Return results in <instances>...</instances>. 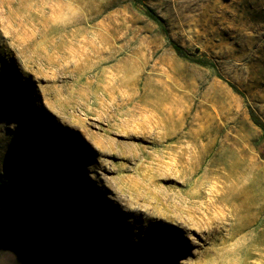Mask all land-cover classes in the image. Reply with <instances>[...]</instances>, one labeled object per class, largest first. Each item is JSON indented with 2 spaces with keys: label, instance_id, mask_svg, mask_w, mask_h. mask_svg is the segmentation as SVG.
<instances>
[{
  "label": "rangeland",
  "instance_id": "rangeland-1",
  "mask_svg": "<svg viewBox=\"0 0 264 264\" xmlns=\"http://www.w3.org/2000/svg\"><path fill=\"white\" fill-rule=\"evenodd\" d=\"M141 3L0 0V264H264V0Z\"/></svg>",
  "mask_w": 264,
  "mask_h": 264
},
{
  "label": "trees",
  "instance_id": "trees-1",
  "mask_svg": "<svg viewBox=\"0 0 264 264\" xmlns=\"http://www.w3.org/2000/svg\"><path fill=\"white\" fill-rule=\"evenodd\" d=\"M132 3L135 6H139L142 8L145 16L152 21L154 24H156L161 30L162 32L167 36V31L164 27V22L162 20L161 17H159L151 8L143 5L141 3V0H131ZM168 42L171 46V48L173 49L174 53L180 57L183 58L185 60H188L189 62L202 66V67H209L212 70H214L217 78H219L220 80L224 81L225 84L231 89V91L233 93H235L236 95L240 96L241 98H244V94L240 91V89L233 83L226 81L223 79V77H221V75H219V73L216 72V68L215 65L203 58H195V57H190L189 55H187L186 51L177 43L173 42L169 37H167ZM249 116H250V120L252 121V123L262 132V134L264 135V122L261 121L255 114L254 112L249 109Z\"/></svg>",
  "mask_w": 264,
  "mask_h": 264
},
{
  "label": "bare ground",
  "instance_id": "bare-ground-1",
  "mask_svg": "<svg viewBox=\"0 0 264 264\" xmlns=\"http://www.w3.org/2000/svg\"><path fill=\"white\" fill-rule=\"evenodd\" d=\"M141 94V93H140ZM112 103V102H111ZM109 104H110V102H109ZM125 104V103H124ZM127 104V103H126ZM114 105V104H113ZM131 105V104H130ZM129 105V106H130ZM116 106V105H115ZM125 106V105H124ZM128 106V107H129ZM113 108V107H112ZM111 108V109H112ZM120 108H121V106H120ZM114 109V108H113ZM116 109H117V107H116ZM123 109V108H122ZM121 110V109H120ZM126 110V109H125ZM127 111V110H126ZM112 112H114V111H112ZM129 112V111H128ZM130 112H134L133 110H131ZM135 113V112H134ZM115 115V114H114ZM137 115V114H136ZM139 115H141V114H139ZM116 116V115H115ZM125 116V115H124ZM131 116V115H130ZM118 117V116H117ZM134 117V116H133ZM128 118V117H127ZM130 118V117H129ZM135 118H137V117H135ZM113 119V118H112ZM126 119V118H125ZM125 119H123V120H125ZM145 119V118H144ZM121 120V119H120ZM114 121V120H113ZM127 122V121H126ZM145 122V121H144ZM148 123H150L149 121H147ZM152 122V121H151ZM154 124V123H153ZM150 126V125H149ZM146 127V126H145ZM151 127V126H150ZM99 128V127H98ZM155 128V127H154ZM153 129V128H152ZM128 138H130V137H128ZM143 141V140H142ZM170 142V141H169ZM171 143V142H170ZM169 144V143H168ZM247 158V157H246ZM151 161V160H150ZM149 161V163H151ZM142 162V161H141ZM146 163V162H145ZM141 164V163H140ZM165 164V163H164ZM138 165V164H137ZM145 165V164H144ZM149 165V164H148ZM154 165V164H153ZM158 165V164H157ZM186 165V164H185ZM140 166H143L142 164L140 165ZM170 166H171V164H170ZM134 168V167H133ZM156 168V167H155ZM165 168V167H164ZM168 168H169V166H168ZM247 168V167H246ZM170 169V168H169ZM176 170H177V167H176ZM181 170V169H180ZM186 170V169H185ZM141 171V170H140ZM161 171V170H160ZM170 171V170H169ZM179 171V170H178ZM138 172V171H137ZM143 172V171H142ZM172 172V171H171ZM182 172V171H181ZM176 173L177 172H175V174H174V176L176 175ZM137 174V173H136ZM186 174V173H185ZM172 175V174H171ZM140 176V175H139ZM136 178H137V176H135ZM183 177H185V175L183 176ZM142 178V177H141ZM173 179V178H172ZM171 179V180H172ZM180 179V178H179ZM184 179V178H183ZM146 180V179H145ZM174 180V179H173ZM148 181H150V180H148ZM180 181H183V180H180ZM141 182V181H140ZM144 182V181H143ZM184 182H185V180H184ZM183 182V183H184ZM142 183V182H141ZM189 183V182H188ZM140 184V183H139ZM150 184V183H149ZM153 184V183H152ZM157 184V183H156ZM160 184V183H159ZM166 184V183H165ZM151 185V184H150ZM160 185H163V184H160ZM186 185V184H185ZM153 186V185H152ZM156 186V185H155ZM165 185H163V187H164ZM168 186V185H167ZM135 187V186H134ZM173 188H175V187H173ZM178 189V188H177ZM132 191V190H131ZM139 191H140V189H139ZM152 191V190H151ZM156 191V190H155ZM160 191V190H159ZM158 191V192H159ZM164 191V190H163ZM167 191V190H166ZM166 191H164L163 193H162V195H164V193H166ZM161 192H162V190H161ZM160 192V193H161ZM134 193V192H133ZM169 193V192H168ZM142 194H143V192H142ZM172 194H173V192H172ZM185 194V193H184ZM159 195V194H158ZM168 195V194H167ZM170 195V194H169ZM186 195V194H185ZM201 195V194H200ZM230 195V194H229ZM178 196V195H177ZM160 197V196H159ZM164 197V196H163ZM168 197H170V196H168ZM172 197V196H171ZM174 197V196H173ZM172 197V198H173ZM196 197V196H195ZM153 198V197H152ZM172 198H171V200H172ZM167 199V198H166ZM218 200V199H217ZM174 201H177V200H174ZM173 202V201H172ZM178 202H179V199H178ZM171 203V202H170ZM178 204V203H177ZM173 208V207H172ZM159 215H160V212H159V210H157L156 209V211H155V216L159 219ZM262 215V214H261Z\"/></svg>",
  "mask_w": 264,
  "mask_h": 264
}]
</instances>
